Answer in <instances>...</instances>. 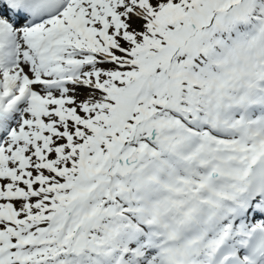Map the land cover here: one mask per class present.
<instances>
[{"label": "snow or ice", "instance_id": "obj_1", "mask_svg": "<svg viewBox=\"0 0 264 264\" xmlns=\"http://www.w3.org/2000/svg\"><path fill=\"white\" fill-rule=\"evenodd\" d=\"M0 264H264V0H0Z\"/></svg>", "mask_w": 264, "mask_h": 264}]
</instances>
